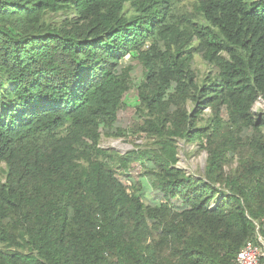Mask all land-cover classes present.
Listing matches in <instances>:
<instances>
[{
  "label": "trees",
  "instance_id": "obj_1",
  "mask_svg": "<svg viewBox=\"0 0 264 264\" xmlns=\"http://www.w3.org/2000/svg\"><path fill=\"white\" fill-rule=\"evenodd\" d=\"M127 57L152 142L121 155L100 141L125 135ZM260 99L264 0H0V264H235L264 238ZM178 141L208 154L204 177Z\"/></svg>",
  "mask_w": 264,
  "mask_h": 264
},
{
  "label": "rangeland",
  "instance_id": "obj_2",
  "mask_svg": "<svg viewBox=\"0 0 264 264\" xmlns=\"http://www.w3.org/2000/svg\"><path fill=\"white\" fill-rule=\"evenodd\" d=\"M131 9V5H126V10ZM132 11V10H130ZM65 16L62 14L49 15L51 22H61ZM124 66H130L133 69L132 76V87L127 95L126 103L127 106L123 108L121 113L118 127L123 130L124 136L121 138H113L102 136L100 141V147L109 151H116L121 155H126L128 152L133 150H141L151 146L152 140L141 133L140 127L143 124V119L137 112V100H138V85L143 77V67L136 61H131L130 57H127L124 61ZM194 68L199 76L200 81L204 80L212 68L204 61L202 56L197 55L194 59ZM190 109L193 105L190 103ZM254 113L257 115L264 114V101L259 100L254 107ZM210 109H206L202 115L203 119L210 116ZM178 168L185 171L188 175H193L196 178L204 177L205 169L208 160V154L199 147V144L193 142L178 141ZM1 167H5L4 164ZM238 167V158L236 157L229 165L225 167L226 174L234 172ZM144 168V167H143ZM139 164H133L130 169V174L133 180L140 183V190L144 193L145 203L153 205L159 202L158 193L152 189L149 182L144 177V169Z\"/></svg>",
  "mask_w": 264,
  "mask_h": 264
},
{
  "label": "built area",
  "instance_id": "obj_3",
  "mask_svg": "<svg viewBox=\"0 0 264 264\" xmlns=\"http://www.w3.org/2000/svg\"><path fill=\"white\" fill-rule=\"evenodd\" d=\"M235 264H264V238L258 235L247 242L238 253Z\"/></svg>",
  "mask_w": 264,
  "mask_h": 264
}]
</instances>
